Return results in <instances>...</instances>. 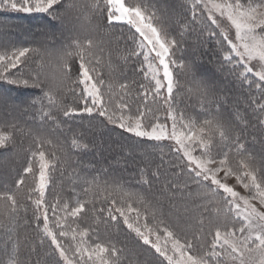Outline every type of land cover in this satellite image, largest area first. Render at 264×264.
Returning <instances> with one entry per match:
<instances>
[{"label":"snow or ice","instance_id":"6c2138e0","mask_svg":"<svg viewBox=\"0 0 264 264\" xmlns=\"http://www.w3.org/2000/svg\"><path fill=\"white\" fill-rule=\"evenodd\" d=\"M0 264H264V0H0Z\"/></svg>","mask_w":264,"mask_h":264},{"label":"trees","instance_id":"16d2710c","mask_svg":"<svg viewBox=\"0 0 264 264\" xmlns=\"http://www.w3.org/2000/svg\"><path fill=\"white\" fill-rule=\"evenodd\" d=\"M13 22H15V23H19V22H21L20 20H14Z\"/></svg>","mask_w":264,"mask_h":264}]
</instances>
